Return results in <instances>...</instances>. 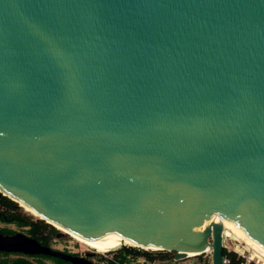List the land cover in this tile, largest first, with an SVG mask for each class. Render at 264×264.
<instances>
[{
    "label": "water",
    "instance_id": "1",
    "mask_svg": "<svg viewBox=\"0 0 264 264\" xmlns=\"http://www.w3.org/2000/svg\"><path fill=\"white\" fill-rule=\"evenodd\" d=\"M0 193L104 249L223 264L217 216L264 251V0H0Z\"/></svg>",
    "mask_w": 264,
    "mask_h": 264
},
{
    "label": "rangeland",
    "instance_id": "2",
    "mask_svg": "<svg viewBox=\"0 0 264 264\" xmlns=\"http://www.w3.org/2000/svg\"><path fill=\"white\" fill-rule=\"evenodd\" d=\"M0 195L2 197H5L1 193H0ZM5 199H6V201H4V203L0 204V210H8V211L13 210L14 212H17V211L21 212L22 215L30 218L31 221H33V222L42 221L43 223L49 225V227H51L52 229H54L56 231V233L52 237L53 238L52 239V248L53 249L59 250V251L66 250V251H70V252H75V253H78L79 256H82L84 253L92 254L90 257V261L92 263L96 264V263L101 262L99 260L98 255L102 256V254L96 253L93 250L86 247L85 245L75 241L74 239H72L71 237L66 235L64 232L59 230L58 228H55L54 226H52V225L48 224L47 222L41 220V218L38 217L36 214L28 211L27 209H24L18 203L11 200L10 198L5 197ZM12 229L17 230V233H22V234L27 235V233L25 232L26 228L12 227ZM223 245L225 246V250L227 252L235 253L238 258L243 259V262L246 260H249L250 264H256V263L261 264V263H258L256 259L250 260V257L252 255L253 251L242 241H240L238 239H234L233 237H224L223 238ZM115 250L116 249H114L112 251H115ZM159 253H161L162 255H165L166 260H168V261H173V259H174V253H172V252L162 251ZM14 258H15V256L5 257V256L0 255V260L11 261ZM27 259L30 261H33L35 264H56L55 261H53L51 259H47V258L32 259V258L27 257ZM102 263L103 262H101V264ZM167 264H169V262ZM175 264H211L210 252L208 251V252H206L202 255H199V256H194V257L179 260Z\"/></svg>",
    "mask_w": 264,
    "mask_h": 264
},
{
    "label": "trees",
    "instance_id": "3",
    "mask_svg": "<svg viewBox=\"0 0 264 264\" xmlns=\"http://www.w3.org/2000/svg\"><path fill=\"white\" fill-rule=\"evenodd\" d=\"M6 201L5 197L0 195V204ZM14 206V205H13ZM0 222L1 223H12L15 224L18 228H26V233L29 237L41 242L42 240L51 239L53 235L56 233L54 229L49 227V225L43 223L42 221H31L30 218L21 214V212H14L8 210H0ZM127 253H134V255H139L142 252L136 251L134 249H123ZM143 255L150 258L153 257L152 254L143 252ZM99 256V260L102 262L103 257ZM154 257H158L159 259H166L165 255L161 253H155ZM223 257L229 261V264H242L243 259L238 258L235 253L227 252L225 249L223 250ZM32 259H36L33 257H29ZM43 258L51 259L55 261L56 264H68L67 262H63L57 258H51L44 256ZM100 262V263H101ZM97 263V264H100ZM0 264H35L33 261L27 259V256H22L17 254V259H12L11 261L1 260ZM106 264H114L112 262Z\"/></svg>",
    "mask_w": 264,
    "mask_h": 264
},
{
    "label": "bare ground",
    "instance_id": "4",
    "mask_svg": "<svg viewBox=\"0 0 264 264\" xmlns=\"http://www.w3.org/2000/svg\"><path fill=\"white\" fill-rule=\"evenodd\" d=\"M13 201H15V200H13ZM15 202L17 203V201H15ZM18 204L21 207H23L24 209H27L28 211L36 214L35 212H33L31 209H29L28 207L24 206L23 204H21V203H18ZM38 217H40V216H38ZM47 223H49L50 225L54 226L55 228H58L59 230L64 232L66 235H68L69 237L74 239L75 241L85 245L86 247H88L89 249L93 250L96 253L104 254V253L110 252V251H112L114 249L125 247L122 244V245H120V246H118V247H116L114 249H104V248L94 244L93 242L89 241L85 237H81L79 235H76V234H74V233H72V232H70V231H68V230L56 225V224H53V223H50V222H47ZM208 223H219V224H221L222 228H223V236L224 237H233L234 239H238V240L242 241L243 243H245L253 251V253H252L251 257H250V260L256 259L258 263L264 264V251L259 246H257L252 240H250L245 234H243L240 230H238L236 227H234L232 224H230L228 221H226L224 218H220V217L214 216L208 221ZM204 226L205 225L197 228V230H201ZM144 249L157 251V250H153V249H149V248H144ZM185 255L187 256V258H190V257H194V256L198 255V253L188 252V253H185Z\"/></svg>",
    "mask_w": 264,
    "mask_h": 264
},
{
    "label": "built area",
    "instance_id": "5",
    "mask_svg": "<svg viewBox=\"0 0 264 264\" xmlns=\"http://www.w3.org/2000/svg\"><path fill=\"white\" fill-rule=\"evenodd\" d=\"M222 238H224L223 234H222ZM124 248L121 247L116 249L115 251L107 252L104 255L102 254L103 257L102 264H106L109 262H112L114 264H167L168 262L169 264H175L176 262H178L174 259L173 261H168L166 259H159L158 257H154L155 253H159L162 251H152V250L143 249L142 253H140L139 255H134V253H127L126 251H124L123 250ZM143 252L152 254L153 257L148 258L145 255H143ZM223 264H229V261L224 258ZM242 264H250V261L246 260Z\"/></svg>",
    "mask_w": 264,
    "mask_h": 264
},
{
    "label": "flooded vegetation",
    "instance_id": "6",
    "mask_svg": "<svg viewBox=\"0 0 264 264\" xmlns=\"http://www.w3.org/2000/svg\"><path fill=\"white\" fill-rule=\"evenodd\" d=\"M0 225H1L0 226V235H3V236H12V235H14V234L17 233V230L12 229V227H16L17 228V226L15 224H12V223H1L0 222ZM52 239L53 238L46 239V240H42L41 242H39V244L41 246L49 247V248L53 249L52 248ZM57 251H59V250H57ZM60 252L65 253V254H69V255H72V256H75V257L83 258V259H86L88 261H90V257L92 255V254L84 253L82 256H79L78 253L70 252V251H66V250H62ZM0 255L5 256V257H7V256H15L14 259H17V253L0 252ZM18 255H22V254H18ZM22 256H24V255H22ZM27 257H33V258H36V259H41L44 256L38 255V256H27Z\"/></svg>",
    "mask_w": 264,
    "mask_h": 264
},
{
    "label": "crops",
    "instance_id": "7",
    "mask_svg": "<svg viewBox=\"0 0 264 264\" xmlns=\"http://www.w3.org/2000/svg\"><path fill=\"white\" fill-rule=\"evenodd\" d=\"M97 264V263H96Z\"/></svg>",
    "mask_w": 264,
    "mask_h": 264
}]
</instances>
